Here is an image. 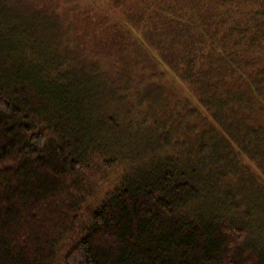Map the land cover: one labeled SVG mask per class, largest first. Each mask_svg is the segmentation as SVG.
Masks as SVG:
<instances>
[{
  "label": "trees",
  "instance_id": "trees-1",
  "mask_svg": "<svg viewBox=\"0 0 264 264\" xmlns=\"http://www.w3.org/2000/svg\"><path fill=\"white\" fill-rule=\"evenodd\" d=\"M73 10H0V264H264V0Z\"/></svg>",
  "mask_w": 264,
  "mask_h": 264
},
{
  "label": "rangeland",
  "instance_id": "rangeland-1",
  "mask_svg": "<svg viewBox=\"0 0 264 264\" xmlns=\"http://www.w3.org/2000/svg\"><path fill=\"white\" fill-rule=\"evenodd\" d=\"M104 0H0V10L4 11V13L9 12V10H15V11H22L23 13L31 14L32 12L35 11H40V14L46 15V18L49 17L50 15L55 16V15H60L67 9H87L90 8L91 6L103 3ZM9 9V10H8ZM74 11V10H73ZM10 13V12H9ZM55 14V15H54ZM49 15V16H47ZM10 17V16H9ZM29 17V16H28ZM51 19V18H50ZM18 19H15L17 21ZM47 20V19H46ZM19 22H24L23 20H18ZM25 23V22H24ZM69 27L71 26V21ZM27 25V24H26ZM40 26L42 24L40 23ZM16 29V28H15ZM64 29H67L64 27ZM49 34V33H47ZM64 38L63 41H66L69 37H72L71 35H74L75 32L72 30L69 32H63ZM115 41L110 39L108 37L107 33H97L94 32L91 34L90 38L85 41V46L83 48H79L78 46L74 47L75 44L72 46L75 48V50L81 51L84 53V55H90L93 58H95L99 65H101V71L103 74V78L107 81L110 80H120V82L123 79V73L122 71L124 69H130L133 70L130 67L125 66V62H129L130 60L133 61V57H141L140 51L137 50L136 52L134 51L133 45H126L125 47L121 48V46L116 47L115 46ZM142 54V53H141ZM140 55V56H139ZM169 94L168 91H164V94L166 93ZM164 109V107H162ZM153 115L151 116L150 119H145L142 125L145 127L144 129H147L146 131L139 133L140 136L143 138L151 133H153L155 130H157V124L160 123V119L155 116L157 113V106L154 107L153 109ZM130 120V123L127 122L124 124V129L127 132L131 133V138L134 139L133 135H137L136 131H139V127L137 125V122H141V119L136 118V120L132 119L131 116L127 118ZM121 130V133H122ZM137 137V136H136ZM107 179L111 178L113 174L106 172Z\"/></svg>",
  "mask_w": 264,
  "mask_h": 264
}]
</instances>
